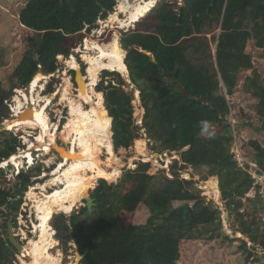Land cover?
<instances>
[{
    "label": "trees",
    "instance_id": "16d2710c",
    "mask_svg": "<svg viewBox=\"0 0 264 264\" xmlns=\"http://www.w3.org/2000/svg\"><path fill=\"white\" fill-rule=\"evenodd\" d=\"M116 5L117 0H29L26 3L20 11V23L34 35L28 37V49L12 75V88L6 89L0 81V125L11 116L6 102L13 99L15 90L21 92L15 99V110L21 112L26 106L23 90L30 85L35 88L38 77V87L44 89L42 80H48L59 69L58 57L68 59L74 45L83 38L80 33L87 26L91 31L98 20H106ZM146 14L134 29L122 34L121 40L115 34L106 43L117 45L125 52L130 81L140 92L145 109L143 126L163 151L180 156L176 165L208 168L209 177L219 179V186L216 181L218 197L222 195L228 208L236 203L239 209L243 206L239 199L252 188L253 180L237 167L231 153L234 136L228 121L231 105L227 97L236 93L241 74L252 71L245 79L244 90L256 100L260 129L264 131V78L247 51L253 41L264 52V0H183L182 5L162 0ZM218 28L221 34L218 39L213 38L217 41L214 54L212 40L207 35ZM100 44L92 43L88 47L97 50ZM103 60L112 61L109 57ZM71 65L77 69L75 58ZM88 66L89 73L93 66L91 63ZM105 77H115L117 84L112 78L107 82ZM67 85L71 88L70 79L65 81ZM125 85L118 72L106 69L97 87L104 98L107 118L110 122L113 120L110 124L116 154V148H128L140 138L134 118V110L138 112L139 107L135 100L133 108V95L124 91ZM68 90L63 99L72 98ZM202 120L209 121L212 129L219 127L220 132L208 137L201 135L199 122ZM47 121L51 130L48 117ZM0 136L3 137L1 163L24 145L19 136L10 132L1 131ZM250 145L257 164L264 171V146L258 141ZM102 150L105 151L102 144L94 149L99 159ZM150 166L142 163L136 170L126 172L119 184L109 185L105 179L100 180L92 193L96 200L92 214L86 207L76 210L84 191L55 205L51 221L57 237L65 247L76 240V246L85 255L80 264H180L182 241L202 238L213 241L226 236L220 211L213 201L203 198L191 182L177 173L172 179L150 175ZM41 171V166L27 172L22 170L13 186L5 188L7 170L0 168V264H13L17 250L5 236L8 220L12 218L16 228L23 197L35 183L33 178L41 176ZM127 184L133 187L123 194ZM175 203L180 205L176 207ZM252 204L264 211L260 196L251 199L248 207ZM141 205L150 212L147 223L127 225L122 213L135 214ZM255 212L251 214L247 210V220L245 215L236 213L235 220L247 238L264 247V221L256 219ZM71 213L70 217L65 215ZM248 254L250 259L253 254Z\"/></svg>",
    "mask_w": 264,
    "mask_h": 264
},
{
    "label": "rangeland",
    "instance_id": "374dc122",
    "mask_svg": "<svg viewBox=\"0 0 264 264\" xmlns=\"http://www.w3.org/2000/svg\"><path fill=\"white\" fill-rule=\"evenodd\" d=\"M16 1L17 4L15 6H11L10 4H14L13 2ZM29 0H0V5L2 7L7 8L8 12L4 13L5 9L3 8L0 11V81L3 84V86L6 89H11L14 82L12 81V75L16 68L19 66L20 62L22 61L24 54L26 50L28 49L27 40L29 36L34 35V32L32 30H29L28 28H23L20 19L18 17L17 12H19L21 9L26 5V3ZM135 1V0H134ZM162 0H159V3ZM173 2L177 0H171ZM178 2V1H177ZM134 2H132L133 4ZM120 4V3H119ZM119 4L117 6V11H120L121 7L119 8ZM123 2L122 10L120 11L121 14H126L127 8L124 5ZM10 5V6H9ZM11 8V9H10ZM101 23H97V28H100ZM118 26L115 25L114 31L108 36V38L105 40L106 43H109L112 41L115 34H118L120 37V40L122 38V34L125 32H128L130 29H119ZM135 28V26H134ZM132 28V29H134ZM131 29V30H132ZM92 31L88 32V35H91ZM221 34V29H213L210 30V34L207 35V37L210 39L211 44L213 46V52L216 53V44L217 41H213V38L218 39L219 35ZM94 38V37H92ZM93 41H97V39H92ZM99 40V39H98ZM103 41V40H99ZM76 43V40H75ZM98 43V42H95ZM94 43V44H95ZM104 43V42H103ZM77 45V43H76ZM76 45L74 49H72L71 56L66 59H58L59 60V69L54 74L49 76L48 80L44 81L42 80V85H44V89L41 87H38V81L35 86V93L34 97L37 99H41L43 102H41V105L46 104V112L45 116L48 117L50 124H51V130L52 135L56 138V142L58 143L59 147H65L68 150L70 147H72L73 142L76 138V127L73 125L69 128V124L72 122V110L74 107H72L69 104L68 99H63L64 94L66 90L63 91V89H66L65 87V81L67 78H70V81L72 82L71 88L68 90L69 93H72V100L74 99L76 105H82V108L84 110L89 111L90 105L87 104L84 100L80 99V94L78 89V93L74 91L75 84V71L72 70L71 63L73 62V58L76 59L77 64L81 62L82 66L78 64V69L74 70H80L86 73L87 76H83L84 80L87 82L89 81V73H88V63H91L94 67V64L92 60L89 58L92 54L93 56L97 53L94 52L93 48L92 51L89 53H83L78 54L76 53ZM252 56H253V62L255 69L262 75L264 78V52L262 50H258L255 46V43L251 41L248 45L247 50ZM84 56V57H83ZM73 57V58H72ZM85 61H84V59ZM71 59V62H70ZM70 62V63H69ZM92 67V68H93ZM87 69V70H86ZM90 71V70H89ZM104 71V70H102ZM99 72L100 73L102 72ZM105 72V71H104ZM104 72H102V79L104 78ZM117 73V72H115ZM42 74V73H41ZM120 74V73H119ZM126 74V73H123ZM252 71L243 72L241 74V80L239 83V86L236 90V93L234 96L229 97L231 106L233 109L234 117L237 121L236 125V132L239 136H244V151L246 153L247 158L250 161L256 162L255 160V151L251 147L250 142L252 141H258L264 146V131L262 132L261 122L257 116L256 113V100L251 97L249 94H247L244 90V82L246 77L251 76ZM44 75V74H43ZM122 76V74H120ZM45 76V75H44ZM54 76V77H53ZM68 76V77H67ZM100 78V76H99ZM114 79L115 85L117 84V80L115 77H109L107 79V82ZM122 78L125 80V82L128 80L125 77L122 76ZM103 81V80H102ZM106 82V85L108 84ZM100 84V81L98 85ZM41 85V86H42ZM97 86H95V90L97 91ZM30 87V86H29ZM29 87L25 88L23 91L26 93L29 92ZM124 91L127 93H131L133 95V108H134V101H135V95L137 89L135 87L128 86L127 84L123 87ZM18 90V89H17ZM62 91V92H60ZM64 92V93H63ZM98 92V91H97ZM101 94V93H100ZM21 94L19 91L17 92L15 90V95L12 100H15L17 96H20ZM77 96V98H75ZM137 102V100H136ZM81 103V104H80ZM104 103V98H103ZM138 104V112L136 109L134 110V118L136 121V125L139 127V139L136 143L131 145L128 148H116L117 155L122 159L123 163L118 164L117 166L110 162L108 160V156L106 154V149L104 146L105 151H99V156L101 160L102 166L110 171H114L116 168L120 170V174L118 178L115 181L109 182L107 180V183L109 185L119 184V182L122 180L123 176L128 171L136 170L138 166L142 163H149L150 169L149 174L152 176H158L161 178L163 175L167 176L168 178L172 179L175 176V173H177L182 179L188 180L192 183V188L195 191H199L201 193V196L203 198H207L208 200H211L215 202V200H219L220 196L218 197V193L216 190V181L219 180L218 177H209V169L208 168H200V169H193L191 167L189 168H181L182 164L179 163V165L175 164L176 160H180V156L176 152H169V151H163L161 149V145L156 140H153L149 138L146 129L143 126V121L145 117V109L142 107V102H137ZM144 110V111H143ZM11 117V116H10ZM56 118H59L57 122H55ZM29 119V113H27L22 120ZM5 123V122H4ZM0 125V132H10L14 136H19V139L21 140L22 144L24 145V148L19 149V154L21 151H26L30 147V141L36 143V137L39 133V131L35 128L30 127H24L20 128L18 130H5V124ZM251 124V125H250ZM56 125V126H55ZM231 125V124H230ZM55 126V127H54ZM111 126V125H110ZM69 128V130H68ZM233 130V128H232ZM65 131V132H64ZM64 132V134H62ZM212 134H217L220 132L219 127H215L211 129ZM113 133V132H112ZM234 135V130H233ZM25 136V138H22ZM205 137H208L209 135H204ZM3 137L0 136V142L2 141ZM28 142H27V140ZM234 143V138H233ZM99 143H96V145ZM95 145V148H96ZM44 147L42 141H40L37 144V148L42 149ZM33 157H34V164L27 162V159H23V163L20 165H16L11 162L12 158H9L8 160H5L0 163V168H4L7 170L6 178L8 182H3V186L5 188H11L16 181L17 175L20 173V171H28L29 169H34L38 166L42 167L41 176L37 178H33V182H35L31 188V191L28 192V196L32 199L29 205L26 207H23L25 205L24 202L21 205L20 212L18 214V217L16 219V228L14 226L15 235L18 239V241L21 243L22 246L28 247V250L24 252L16 251L14 256L13 264H30L31 261L34 258V247L38 245V238L35 234V225L38 223L36 213H35V199L30 196L29 194L33 191L32 189L35 188L34 192L38 194V197H43V193H50L53 191V187H48L46 189V192L43 189H40L41 186H44L47 182H49L52 178V173L55 169H57L58 163L61 162V157L58 155L57 150L53 149L50 154H45L44 152H40L37 149L31 150ZM61 153V151H58ZM63 158V156H62ZM31 165H29V164ZM257 163V162H256ZM258 165V164H257ZM259 166V165H258ZM36 173V171H35ZM207 178V179H206ZM100 180H104L102 178L97 179L92 184L88 196H92V193L94 192L95 188L99 185ZM219 184V183H218ZM215 186L212 191H210L209 186ZM133 185L127 184V188L123 191V194L127 193L130 189H132ZM39 189V191H37ZM41 192H43L41 194ZM26 196V193L24 197ZM23 197V201H24ZM256 198V197H255ZM252 198V199H255ZM86 199V198H85ZM85 199H83L80 203L85 205ZM180 203H175V206H179ZM22 208H26L28 211L25 212V216L22 219L21 224L19 223V220L21 219L20 213L23 212ZM78 210V208H76ZM256 219H262L264 221V211L260 210L259 207L255 205H251V207H248L247 209ZM59 214V212H58ZM56 214V215H58ZM64 214V213H60ZM71 214H65L68 217H70ZM55 215V216H56ZM122 218L124 222L127 225H145L150 217V212L147 209L145 205H141L138 211L135 214H128V213H122ZM12 222L13 219L11 218ZM53 220V219H52ZM4 221V218H3ZM53 221H51L52 228ZM2 230H6L4 227H2ZM55 232V239L58 241V246L52 250L53 254L58 255L60 252L62 254V264H78V258H77V246L75 242H72L68 245V247H65L61 244L57 237V231L54 229ZM24 233V234H23ZM241 234V233H240ZM6 238H8V229L7 234H5ZM240 236V235H239ZM243 236V234H242ZM23 237V239H22ZM27 237L30 239L24 240ZM245 237V236H244ZM230 238V237H229ZM247 238V237H246ZM243 239H238L237 241H232V239H228L226 236H222L220 239H216L213 241L206 240L204 238L197 239L193 241L185 240L181 243V261L180 264H253L255 262H252L250 259H248V253L251 252L247 248V245H243ZM30 242H34L31 246H29ZM31 244V243H30ZM40 249L43 250L44 247L40 246ZM251 252L253 255H256V251L252 250ZM23 254L25 256H23ZM19 257L21 258V262L19 260ZM258 259L263 262L264 261V255L258 256Z\"/></svg>",
    "mask_w": 264,
    "mask_h": 264
},
{
    "label": "bare ground",
    "instance_id": "6f19581e",
    "mask_svg": "<svg viewBox=\"0 0 264 264\" xmlns=\"http://www.w3.org/2000/svg\"><path fill=\"white\" fill-rule=\"evenodd\" d=\"M124 3L127 8V12L124 16L125 18L121 19L116 14H112L110 17L112 23L119 24V29H130L135 26L136 22L156 5L157 0H135L133 4L131 2ZM122 5L123 2H120V11L122 10ZM120 11L118 12L120 13ZM89 49L92 51L91 47H89ZM93 51H98V54L94 56L91 54L89 57L94 67L89 71L88 83H85L86 81L83 80L81 69L76 70L80 85V99L90 105V110H84L82 105H76L74 99L69 100V104L74 107L72 110L73 119L69 124V128L74 125L76 127L75 129H77L76 138L69 150L65 147H59L56 138L51 135L50 127L45 116L46 104L41 105L43 101L34 97L36 90L33 85H30L31 87H29L28 93L23 91L26 106L21 112H16L15 110V116L18 118L12 120L10 119L11 116L4 123L7 130H18L20 128L30 127L39 131L36 137V143L30 141V148L28 150L13 155L11 160L12 163L20 165L23 163V159H27V162L32 163L33 154L31 150L34 148L45 154H50L53 149H56L58 155H61V158L63 156L61 162L58 163L57 169L52 173L53 179L40 187V189H43L45 192L48 187H53V191L50 193H43L44 198L38 197V194L34 192L35 188H33V191L29 194L35 199L36 204L34 207L38 220V223L35 225L38 245L34 247V258L30 264H62V254L60 252L58 255L52 253V250L57 246L55 232L50 225L55 214V205L58 202L69 201L75 193L81 191H84L83 198L81 199L83 200L88 197V192L94 181L102 178L112 182L115 181L120 174L119 167L114 171L105 169L94 151L96 143L102 144L105 146L106 154L110 162L116 166L123 163L119 155L116 154L114 148L113 133L110 126L113 120L111 122L108 120L107 110L103 103V96L95 90V86L99 83V72L106 69L114 72H121V74L128 79L129 73L125 64L126 55L117 45L110 44H100L98 49ZM105 57H109L112 61H104L103 59ZM76 66L78 69V64ZM41 71L40 68V72ZM68 79L70 78H67L66 81ZM70 83L72 85L71 81ZM66 89H70V86L67 85ZM135 96L137 102H140V92L138 90ZM75 98H77V96ZM27 106H29L30 109L25 112ZM27 113H29V119H19L22 114L25 116ZM40 141H42L44 145L42 149L37 148V144ZM58 151H61V153L59 154ZM214 187L215 186L210 185V191H212ZM30 243L29 246L34 244V242ZM40 246H43L44 249L41 250ZM23 250L24 252L27 251L28 247H23L22 251ZM23 256L25 255L23 254Z\"/></svg>",
    "mask_w": 264,
    "mask_h": 264
},
{
    "label": "built area",
    "instance_id": "2783aa9c",
    "mask_svg": "<svg viewBox=\"0 0 264 264\" xmlns=\"http://www.w3.org/2000/svg\"><path fill=\"white\" fill-rule=\"evenodd\" d=\"M120 2H127V3L131 2L132 3V2H134V0H117V5L114 9V12L110 13L106 20H101V19L98 20V22L101 23L100 24L101 26H100V28H97V26L95 28H93L91 30L92 31L91 35H88V32H90V31H89V27L87 26L80 33L83 36V38L81 41H79L77 43V47L75 49L76 53L82 54V52L83 53L91 52L88 45L92 46V43H95V42H99L101 44H106L105 40L114 31L115 25L118 26V24L112 23L110 21V17L112 16V14L118 15V17L121 19L125 18L124 14H121L117 11V6ZM179 3L182 4V0H179ZM92 37L97 39V41L91 40L90 38H92ZM94 38H92V39H94ZM98 39L103 40V41H99ZM94 52H96L98 54V51H94ZM84 61H85V59H84ZM78 64L80 66H82L81 62H79ZM39 68H41V66H39ZM73 71H76V70H73ZM101 77H102V75L99 78L100 82L104 79V78L102 79ZM107 79H108V77H105L106 81H107ZM73 86H74V91H76L78 93V88H77L76 84H73ZM16 91L18 92L19 90H16ZM19 93L21 94L20 91H19ZM227 99H228V101H230L229 97H227ZM6 103L11 110V116H14L16 114L15 109H14V107H16L15 100H11L10 102H6ZM230 105H231V102H230ZM24 108H25V106L22 108V110ZM230 111L231 112H230V115L228 117V121L234 130V135H233L234 136V143H232L231 153L233 155L234 161L237 163V167L240 170L248 173L251 176V178L253 180V186L244 197L239 199L243 203V206L240 207L239 209L237 208L236 203L232 204L231 208H228L227 207V201H225L222 198V195L220 196L219 200H215L214 204H215L216 208L222 213L221 219H222V227H223L224 233L227 236H229L231 239H243L244 242H246L247 248L249 249V251H251V252H253L252 250L256 251V255H253L250 258V260L252 262H255L253 264H264V261L261 262L258 259V256L264 255V247H262L258 243L251 241L250 239H247L244 236H242V234H240L242 232L239 229L240 225L235 220L236 219V213L241 214V215H245L246 220L248 219L246 216L248 199H252V198H255L257 196H260L261 198L264 199V171L257 165L256 162L250 161L247 158L246 153L244 151L245 137L239 136L238 133L236 132V125L238 123L234 117L232 106L230 108ZM22 138H25V136H23ZM30 191H31V188H30ZM30 191H28V192H30ZM37 191H39V189ZM28 192L26 193V196L24 197V201H23L24 204L23 205H25V206H23V207L28 206L29 205L28 203H30V201L32 200L28 196ZM42 193L43 192H41V194ZM26 208H22L23 212L20 213V217H21V219L19 220L20 224L22 222V219L25 216V212L26 213L28 212L26 210ZM22 239H23V237H22ZM19 260L21 262L20 257H19Z\"/></svg>",
    "mask_w": 264,
    "mask_h": 264
},
{
    "label": "water",
    "instance_id": "95a60500",
    "mask_svg": "<svg viewBox=\"0 0 264 264\" xmlns=\"http://www.w3.org/2000/svg\"><path fill=\"white\" fill-rule=\"evenodd\" d=\"M153 61L156 62V59L154 58ZM82 74H83V72H82ZM75 84H76L77 88L79 89L80 85H79V82H78V73L76 71H75ZM126 84L128 86L134 87L132 82L130 81L129 74H128V80L126 81ZM29 109H30V107L27 106L25 112L29 111ZM23 117H24V115L22 114L19 119H23ZM17 118L18 117L14 115L10 119L16 120ZM5 130H7L6 127H5ZM95 206H96V200L92 196H88L85 199V205H83V204L79 205L78 209H80L81 207H86L89 210V213L92 214L93 208ZM8 239H9L10 243L16 248L17 251H19V252L22 251L23 246L18 241V239H17V237L15 235L14 224H13L11 219L8 220ZM73 242H75V244H76V240L75 239H74ZM77 258H78V261H77L78 264H80L81 261L85 258V255H82L78 248H77Z\"/></svg>",
    "mask_w": 264,
    "mask_h": 264
},
{
    "label": "crops",
    "instance_id": "0c3cea01",
    "mask_svg": "<svg viewBox=\"0 0 264 264\" xmlns=\"http://www.w3.org/2000/svg\"><path fill=\"white\" fill-rule=\"evenodd\" d=\"M177 1H178V4H179V5H182V4H183V0H182V4L179 3V0H177ZM157 2H158V1H157ZM13 3H14V4H10V5H11V6H15V5L17 4L16 1H14ZM10 5H9V6H10ZM3 8H4V7H2V5H0V9L2 10ZM4 9H5L4 13H7V12H8V9H7V8H4ZM10 9H11V8H10ZM1 10H0V11H1ZM2 11H3V10H2ZM17 14H18V17H19V19H20V14H19V12H17ZM146 15H147V14H146ZM146 15H145V16H146ZM143 18H144V17H143ZM21 25H22V24H21ZM22 27H23V28H26L24 25H22ZM132 28H134V26H133ZM132 28H130V29H132ZM26 29H27V28H26ZM63 58H64V57H62V56L59 57V59H63ZM72 58H73V57H72ZM70 60H71V59H70ZM72 70H74V69L72 68ZM81 70H82V69H81ZM86 70H87V69H86ZM104 71H106V70H104ZM104 71H102V72H104ZM108 71H110V70H108ZM76 72H77V71H76ZM102 72L100 73V76H101ZM112 72H114V71H112ZM40 73L43 74L42 71H41ZM86 73H87V72H86ZM86 73L83 72V76H84V77L87 76ZM118 73H119V72H118ZM120 74H121V73H120ZM43 81H44V80H43ZM135 97H136V96H135ZM135 100H136V99H135ZM140 100H141V99H140ZM61 159H62V158H61ZM28 164H29V163H28ZM218 183H219V180H218ZM218 185H219V184H218ZM219 190H220V189H219ZM221 194H222V193H221ZM257 197H258V196H257ZM257 197H256V198H257ZM222 198H223V197H222ZM262 199H263V198H262ZM250 200H251V199H248L247 207H248V205H249V203H250ZM263 200H264V199H263ZM220 216H221V218H222V213H221V212H220ZM221 221H222V219H221ZM222 228H223V227H222ZM223 233H224V231H223ZM224 234H225V233H224ZM241 234H243V233H241ZM225 235H226V234H225ZM226 236H227V235H226ZM243 236H245V235L243 234ZM245 238H246V236H245ZM247 239H249V238H247ZM233 240H234V241H237L238 239H233Z\"/></svg>",
    "mask_w": 264,
    "mask_h": 264
},
{
    "label": "clouds",
    "instance_id": "9594fccd",
    "mask_svg": "<svg viewBox=\"0 0 264 264\" xmlns=\"http://www.w3.org/2000/svg\"><path fill=\"white\" fill-rule=\"evenodd\" d=\"M199 127H200V134L201 135H212L211 129L212 125L209 121L207 120H202L199 122Z\"/></svg>",
    "mask_w": 264,
    "mask_h": 264
},
{
    "label": "flooded vegetation",
    "instance_id": "af4514ba",
    "mask_svg": "<svg viewBox=\"0 0 264 264\" xmlns=\"http://www.w3.org/2000/svg\"><path fill=\"white\" fill-rule=\"evenodd\" d=\"M86 81V80H85ZM87 82V81H86ZM64 91V90H63ZM24 247V246H23Z\"/></svg>",
    "mask_w": 264,
    "mask_h": 264
}]
</instances>
